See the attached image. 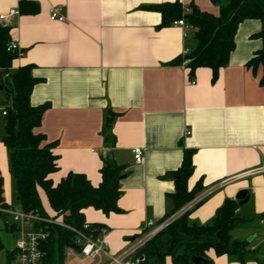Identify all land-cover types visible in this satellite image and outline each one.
I'll return each instance as SVG.
<instances>
[{
	"label": "crops",
	"instance_id": "0c3cea01",
	"mask_svg": "<svg viewBox=\"0 0 264 264\" xmlns=\"http://www.w3.org/2000/svg\"><path fill=\"white\" fill-rule=\"evenodd\" d=\"M22 1L33 3L36 12L21 13ZM174 2H180L185 13L193 6L216 17L220 13L210 0H0V16L13 9L20 12L7 23L0 22V27L10 28V43L16 42L21 50L10 72L32 66L39 82L31 104L50 106L37 132L46 136V143H57L53 152L59 171L51 176L54 185L75 173L98 187L107 154L127 168L121 180L122 213L106 216L93 208L84 211L89 224L103 225L112 255L143 233L149 220L161 223L191 202L175 212L170 197L176 192L174 173L181 168L185 151H191L194 172L188 188L202 187L193 200L217 189L188 212L190 222L210 224L227 200L238 205L236 196L247 190L250 199L238 205L237 211L246 222L232 230L231 237L248 242L262 260L263 73L261 68L254 73L247 66L263 46L262 40L254 38L261 22L240 24L236 49L216 82L209 68L198 69L191 78L187 66L170 63L184 58L186 49L193 50L194 30L161 27L160 13L144 9ZM52 9H58L66 20L52 21ZM1 76L0 70V82ZM1 103L6 106L5 95L0 93ZM5 106H0V172L5 202L13 209L12 187L16 198L17 192L10 152L3 143ZM112 113L116 114V143L107 148L102 133ZM136 148L143 151L141 165L135 164ZM40 196L45 210L53 214L43 191ZM79 254L74 250L67 258H76L73 264H79ZM208 259L212 264H240L227 255L217 256L214 250L208 252Z\"/></svg>",
	"mask_w": 264,
	"mask_h": 264
},
{
	"label": "trees",
	"instance_id": "16d2710c",
	"mask_svg": "<svg viewBox=\"0 0 264 264\" xmlns=\"http://www.w3.org/2000/svg\"><path fill=\"white\" fill-rule=\"evenodd\" d=\"M220 10L219 16L200 11L192 7L191 13H185L180 2L166 3L160 6L145 7V10L156 11L162 17L161 27H168L173 22L185 20L194 30V48L188 56L180 57L170 65H182L188 62L190 77L200 68H209L216 82L221 69L228 66L231 54L236 49V34L241 23L246 20L261 22V31L254 36L262 40V49L249 61L248 68L256 73L262 69L260 86L264 90V0H210ZM23 14H33L36 6L31 2H20ZM10 28L0 27V70L1 84L5 91L6 116H4L5 134L3 143L10 152V170L16 183L17 202L20 210L47 216L41 200L43 191L49 207L63 226H43L49 232L48 242L44 245L43 264H65L69 249L81 250V234L98 236L104 229L100 224H89L84 211L93 208L106 216L120 214L119 200L122 196L121 177L128 174L125 166L119 165L112 154L103 158L100 170L102 182L95 187L85 175L70 173L54 185L51 176L59 171L58 156L53 150L57 143H46L45 135L38 133L44 113L50 107L31 104V94L38 84L32 75L33 67L27 66L11 73L12 62L19 53L9 52ZM116 114L112 113L103 130L104 143L107 148H114L116 137L113 123ZM194 172L193 152L185 151L181 168L174 173L176 192L170 197L175 212L192 201L202 187L189 190L188 181ZM0 208L10 210L5 202L4 181L0 172ZM238 205L227 200L219 209L210 224L198 225L190 222L188 213L167 227L151 240L141 251L144 264H193V258H200L205 264H212L208 252L214 250L217 256L227 255L240 264L251 261H263L259 251H251L248 242L236 241L231 231L245 223L237 215ZM7 217V215H4ZM85 226H89L88 229ZM10 233H15L13 226ZM137 237V236H136ZM135 237V238H136ZM0 230V255L5 251ZM7 252V264H15L16 251ZM261 264H264L262 262Z\"/></svg>",
	"mask_w": 264,
	"mask_h": 264
},
{
	"label": "built area",
	"instance_id": "2783aa9c",
	"mask_svg": "<svg viewBox=\"0 0 264 264\" xmlns=\"http://www.w3.org/2000/svg\"><path fill=\"white\" fill-rule=\"evenodd\" d=\"M186 13H191V10H187ZM19 14L20 12L18 9H13L8 14L0 16V22L5 24L19 16ZM50 18L52 21L58 22H64L66 20L65 17L60 16L58 9H52L50 11ZM172 25L180 28L189 27L183 19L173 22ZM184 36L188 38L189 34L186 33ZM8 51L17 52L19 54L21 52L16 42H11L9 44ZM190 53V50L186 49L184 51V56H188ZM187 64V61L183 63L185 66H187ZM194 83L195 82L192 81V84ZM3 115L6 116L5 108H3ZM133 155L135 164L141 165L143 162L142 149H134ZM216 189L217 187L203 193L197 199L192 200L186 207L161 223L149 220L144 232L134 238L123 251L116 255H112L109 251V245L104 238L106 233L105 230H102L98 236L79 233L82 246L80 254L84 259L90 261V264H144V258L140 256L143 248L159 233L203 202ZM3 212L12 220V226L15 228V264H43L45 258V251L43 248L48 242L50 235L43 224L49 221L44 220L40 215L34 212H24L15 209L3 210ZM85 228L88 229L89 226H85ZM67 255H74V250L70 249ZM262 260L264 262V256Z\"/></svg>",
	"mask_w": 264,
	"mask_h": 264
},
{
	"label": "rangeland",
	"instance_id": "374dc122",
	"mask_svg": "<svg viewBox=\"0 0 264 264\" xmlns=\"http://www.w3.org/2000/svg\"><path fill=\"white\" fill-rule=\"evenodd\" d=\"M0 87L3 88V85L1 84V82H0ZM0 93L2 95H5V91L3 89L0 91ZM0 109H2V108H0ZM11 201H12V207H13V209L20 210V207L18 205L17 198H16V193H15L13 187H12V192H11ZM44 202L46 203L45 199H44ZM46 213H47V216H45V217L42 216V218L44 220H46V221H49L48 224L50 226L51 225H59V226L60 225L61 226L64 225L63 224V221L61 219H57L54 214H52L51 212L48 213L47 211H46ZM4 215H6V214L3 212V209L0 208V230H1V238H2V241H3V243L5 245V248H6V250L3 251L1 253V255H0V264H7V252L6 251H12V250L15 249V238L12 235H10V231H9V229H10L9 222L12 223V220L9 219V222H8L7 221V218ZM75 259L76 258H67L65 264H73V262L75 261ZM77 260H79V262H80L79 264H83L82 263L83 262L82 261L83 258H82V256L80 254L78 255V259Z\"/></svg>",
	"mask_w": 264,
	"mask_h": 264
},
{
	"label": "water",
	"instance_id": "95a60500",
	"mask_svg": "<svg viewBox=\"0 0 264 264\" xmlns=\"http://www.w3.org/2000/svg\"><path fill=\"white\" fill-rule=\"evenodd\" d=\"M0 90H2V88H0ZM0 106L4 107L5 103H1ZM125 177L126 176H122L121 180H123ZM249 199H250V196H249V192L247 190L240 191L238 193V195L236 196V200L238 201V205L240 207L246 205L248 203ZM192 263L193 264H205V261L200 259V258H193Z\"/></svg>",
	"mask_w": 264,
	"mask_h": 264
}]
</instances>
